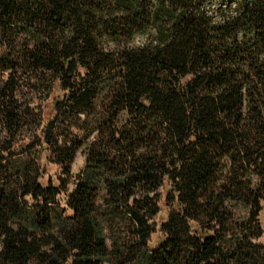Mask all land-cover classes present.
Masks as SVG:
<instances>
[{"label":"trees","instance_id":"obj_1","mask_svg":"<svg viewBox=\"0 0 264 264\" xmlns=\"http://www.w3.org/2000/svg\"><path fill=\"white\" fill-rule=\"evenodd\" d=\"M263 237L264 0H0V264H264Z\"/></svg>","mask_w":264,"mask_h":264},{"label":"rangeland","instance_id":"obj_2","mask_svg":"<svg viewBox=\"0 0 264 264\" xmlns=\"http://www.w3.org/2000/svg\"><path fill=\"white\" fill-rule=\"evenodd\" d=\"M56 96H62V92L60 93L59 89L56 88V90L52 93V95H50V97L45 96H40V98H43V104H42V108H41V112H42V125H45L47 123V121L49 120V118H51L52 114V102H53V98ZM79 127H83L81 122H78ZM95 127V124H93V120L91 121V119L89 120V130L91 131L93 128ZM76 131H80L79 129H76ZM93 131H91L92 133ZM84 162H85V156L83 155L82 152H80L76 158V160L74 161V164L72 165V172L73 173H77L79 172L83 166H84ZM46 174H45V178L44 180L50 178H54L56 179V176H60V170L59 167L54 164V163H49L46 165ZM73 185L72 183L68 184V189H72ZM101 196L99 197V203H102V196L103 193L100 194ZM66 194H61L59 196V199L62 201V203H64V199H65ZM167 208H165L164 205H162V209L160 214L157 216V218L155 219L156 223H157V227H159V224L166 218L167 216ZM160 234L156 233L153 235L152 240L153 243L155 244L158 239H159ZM263 241H264V237H263Z\"/></svg>","mask_w":264,"mask_h":264}]
</instances>
